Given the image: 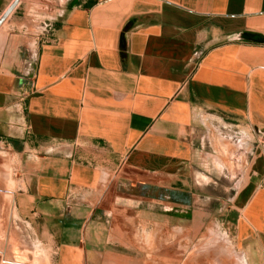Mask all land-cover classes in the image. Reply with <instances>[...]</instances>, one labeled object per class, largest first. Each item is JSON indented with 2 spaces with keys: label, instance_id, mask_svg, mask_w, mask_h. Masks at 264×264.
Segmentation results:
<instances>
[{
  "label": "crops",
  "instance_id": "crops-1",
  "mask_svg": "<svg viewBox=\"0 0 264 264\" xmlns=\"http://www.w3.org/2000/svg\"><path fill=\"white\" fill-rule=\"evenodd\" d=\"M234 129L229 239L264 264V0H21L0 27L11 217L54 264H98L128 225L199 217Z\"/></svg>",
  "mask_w": 264,
  "mask_h": 264
},
{
  "label": "rangeland",
  "instance_id": "rangeland-1",
  "mask_svg": "<svg viewBox=\"0 0 264 264\" xmlns=\"http://www.w3.org/2000/svg\"><path fill=\"white\" fill-rule=\"evenodd\" d=\"M229 135V134H228ZM226 139L217 136L216 150L225 160L228 172L217 168L215 184L201 190L199 217L189 213L169 215L166 222L153 219L145 224L128 225L126 235L118 236L110 253L97 259L98 264H245L230 243L224 202L233 199L242 180L241 162L237 161L245 141L239 130ZM231 139V140H230ZM254 147L251 143L247 148ZM240 148V149H239ZM235 157L237 160H230ZM220 166L217 164V167ZM221 167V166H220ZM229 174V175H228ZM17 175L15 152L0 144V264H54L57 256L48 242L30 239V229L18 225L11 191ZM210 207L207 208V203ZM183 216V218H181ZM233 233V232H232ZM242 259V260H241Z\"/></svg>",
  "mask_w": 264,
  "mask_h": 264
},
{
  "label": "water",
  "instance_id": "water-1",
  "mask_svg": "<svg viewBox=\"0 0 264 264\" xmlns=\"http://www.w3.org/2000/svg\"><path fill=\"white\" fill-rule=\"evenodd\" d=\"M21 0H14L11 5L7 8V10L0 17V27L4 24L7 18L11 15V13L15 10Z\"/></svg>",
  "mask_w": 264,
  "mask_h": 264
},
{
  "label": "built area",
  "instance_id": "built-area-1",
  "mask_svg": "<svg viewBox=\"0 0 264 264\" xmlns=\"http://www.w3.org/2000/svg\"><path fill=\"white\" fill-rule=\"evenodd\" d=\"M41 37L44 38L45 41H51V29L45 27L41 32Z\"/></svg>",
  "mask_w": 264,
  "mask_h": 264
},
{
  "label": "bare ground",
  "instance_id": "bare-ground-1",
  "mask_svg": "<svg viewBox=\"0 0 264 264\" xmlns=\"http://www.w3.org/2000/svg\"><path fill=\"white\" fill-rule=\"evenodd\" d=\"M242 260V259H241Z\"/></svg>",
  "mask_w": 264,
  "mask_h": 264
}]
</instances>
